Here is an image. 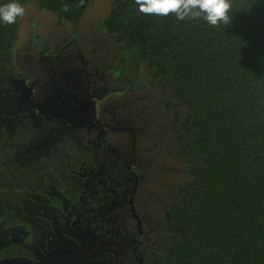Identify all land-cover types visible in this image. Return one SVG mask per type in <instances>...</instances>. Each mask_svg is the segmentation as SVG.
<instances>
[{
    "label": "rangeland",
    "instance_id": "374dc122",
    "mask_svg": "<svg viewBox=\"0 0 264 264\" xmlns=\"http://www.w3.org/2000/svg\"><path fill=\"white\" fill-rule=\"evenodd\" d=\"M110 3L93 0L76 26L29 2L13 51L17 72L0 59V214L12 210L31 224L27 231L0 223V247L29 233L34 256L0 264H139L138 257L154 264L149 250L169 226V186L188 180L169 151L185 108L145 70L110 72L119 49L100 25ZM128 165L138 177L143 238L127 203L134 187ZM66 177L68 188L80 189L85 212L70 211L64 199L57 206L61 194L39 193Z\"/></svg>",
    "mask_w": 264,
    "mask_h": 264
},
{
    "label": "trees",
    "instance_id": "16d2710c",
    "mask_svg": "<svg viewBox=\"0 0 264 264\" xmlns=\"http://www.w3.org/2000/svg\"><path fill=\"white\" fill-rule=\"evenodd\" d=\"M92 1L0 0V6L15 2L26 9L35 2L40 11L78 26ZM110 2L100 23L119 49L110 72L118 76L130 68L136 77L145 70L185 108L169 151L189 182L169 186L172 203L163 216L169 226L158 229L149 250L154 264H264V0H230L229 21L217 26L203 14L179 20L145 15L135 0ZM22 19L0 20V59L13 72ZM68 184L66 177L57 190L39 193L61 194L53 200L57 206L64 199L70 211H84L80 189ZM0 223L31 230L12 210L0 214ZM31 241L28 233L23 243L0 247V261L33 260Z\"/></svg>",
    "mask_w": 264,
    "mask_h": 264
},
{
    "label": "clouds",
    "instance_id": "9594fccd",
    "mask_svg": "<svg viewBox=\"0 0 264 264\" xmlns=\"http://www.w3.org/2000/svg\"><path fill=\"white\" fill-rule=\"evenodd\" d=\"M139 11L145 15L168 16L175 14L179 20L186 18H203L211 25L217 26L221 21L228 23L230 0H135ZM83 3V0H81ZM68 11V6H64ZM25 8L18 3L0 6V20L5 24H13L18 17H23Z\"/></svg>",
    "mask_w": 264,
    "mask_h": 264
},
{
    "label": "flooded vegetation",
    "instance_id": "af4514ba",
    "mask_svg": "<svg viewBox=\"0 0 264 264\" xmlns=\"http://www.w3.org/2000/svg\"><path fill=\"white\" fill-rule=\"evenodd\" d=\"M42 119H44L45 117H43V116H40ZM90 123L91 122H85L84 124L85 125H90ZM91 125H95L94 123H92ZM68 128L69 129H73V127L71 126V125H69L68 124ZM103 138V134H101L100 135V137H97V142H98V145H99V139L101 140ZM96 142V143H97ZM107 149H109L111 152H113V150L111 149V148H107ZM115 155H116V153L115 152H113ZM117 157V159H120L118 156H116ZM121 161V160H120ZM123 162V161H122ZM128 168L127 169H130L132 172H133V177H134V187H133V190H132V192H131V197L129 198V200H128V205H129V211L131 212V204H133V208H134V211H135V194H136V190H137V185H138V177H137V173H136V171L134 170V166L133 165H128L127 166ZM133 200V201H132ZM132 202V203H131ZM136 212V211H135ZM131 215H132V217L134 218V216H133V214H132V212H131ZM135 219V218H134ZM137 221V220H136ZM141 222V221H140ZM138 230H139V232H140V235L142 234V232H141V227H142V225L140 224V226H139V224H138ZM137 248H138V244H136L135 245V247H134V252L136 253V251H137ZM138 259V258H137ZM141 259V258H140ZM139 264H143V261L141 260V262L139 261Z\"/></svg>",
    "mask_w": 264,
    "mask_h": 264
},
{
    "label": "water",
    "instance_id": "95a60500",
    "mask_svg": "<svg viewBox=\"0 0 264 264\" xmlns=\"http://www.w3.org/2000/svg\"><path fill=\"white\" fill-rule=\"evenodd\" d=\"M132 201H133V200H132ZM131 203H132V202H131ZM131 212H132L134 218L137 220V222H138V224H139V226H140L141 222H140V219H139L138 215H137L136 212L134 211L133 204H131ZM138 261L141 262V259H140L139 257H138Z\"/></svg>",
    "mask_w": 264,
    "mask_h": 264
}]
</instances>
